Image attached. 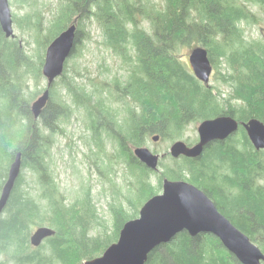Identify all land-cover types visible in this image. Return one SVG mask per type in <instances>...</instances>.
Returning a JSON list of instances; mask_svg holds the SVG:
<instances>
[{
    "label": "trees",
    "instance_id": "16d2710c",
    "mask_svg": "<svg viewBox=\"0 0 264 264\" xmlns=\"http://www.w3.org/2000/svg\"><path fill=\"white\" fill-rule=\"evenodd\" d=\"M28 1L17 0L22 8ZM58 1V12L46 27L38 8L32 15L12 16L19 30L35 35L36 56L24 54L20 40L6 38L0 27V191L17 153L22 163L0 216V264H81L100 256L117 241L123 224L138 217L142 204L159 194L163 178L185 180L202 190L264 254V150L253 147L242 126L227 140L210 143L197 158H171V165H166L163 154L158 176L132 152L146 147L150 136L175 142L189 123L218 116L264 124V43L247 40L242 29V24L258 23L260 17L253 9L264 15V0ZM85 19L97 25L103 45L126 67L114 98L122 103L126 117L119 121L118 111L109 105L113 102L68 78L65 63L63 75L49 90L46 107L34 120L29 105L46 87L41 85L46 47L76 21L73 57ZM142 21L147 22V30ZM191 43L206 49L217 70L216 81L230 89L226 98H221V89L198 81L179 58L180 47ZM30 85L34 90L27 94ZM78 110L89 120L95 155L102 156V171L108 169L104 177L113 185L109 173L115 175L114 165L119 162L129 176L127 192L132 195L123 194L122 200L110 205V233L96 231L101 224L88 194L66 202L50 170L56 122L68 124ZM102 130L118 144L114 154L105 151ZM154 175L157 185L152 184ZM38 227H48L54 234L33 247L30 237ZM145 264L241 263L212 234L190 237L182 232L151 251Z\"/></svg>",
    "mask_w": 264,
    "mask_h": 264
},
{
    "label": "water",
    "instance_id": "95a60500",
    "mask_svg": "<svg viewBox=\"0 0 264 264\" xmlns=\"http://www.w3.org/2000/svg\"><path fill=\"white\" fill-rule=\"evenodd\" d=\"M0 27L6 38L15 37L9 0H0ZM76 36L77 25L74 21L47 47L42 67L47 85L42 95L30 106L34 120L39 118L46 107L53 83L63 75ZM188 62L194 77L208 86L213 67L206 49L194 47L188 55ZM239 126H242L256 150H264L262 122L257 119H250L246 123L238 122L231 116L223 115L200 122L197 127L198 141L189 146L182 140H177L170 146L169 155L173 159L197 158L210 143L233 136ZM157 140L158 136L153 137V141ZM132 152L146 168L158 171L161 155L153 153L147 147L134 148ZM21 168V155L17 153L0 191V216L20 176ZM182 232L190 237L203 233L212 234L241 264H264V254L259 247L222 215L202 190L185 180L173 181L167 178L162 179L161 192L142 204L138 217L123 224L117 241L110 244L100 256L81 264H145L151 251L170 242ZM53 234L54 231L48 227H38L32 232L30 243L33 247H38Z\"/></svg>",
    "mask_w": 264,
    "mask_h": 264
},
{
    "label": "rangeland",
    "instance_id": "374dc122",
    "mask_svg": "<svg viewBox=\"0 0 264 264\" xmlns=\"http://www.w3.org/2000/svg\"><path fill=\"white\" fill-rule=\"evenodd\" d=\"M152 1L158 2L159 0ZM9 6L13 18L16 16L17 19L22 18L23 15L28 12L32 15L36 8L40 9L44 18L42 20L43 27H46L47 20L58 12L59 1L29 0L27 7L22 8V4L18 3L17 0H9ZM253 11L260 17V20L257 24L251 26L242 24L244 35L247 40L264 43V15L258 10L253 9ZM141 26L146 29L147 22L142 21ZM13 30L16 38L20 40L25 48L24 54L26 51L28 55L36 56L37 46L35 44V35L32 36L25 31L19 30L15 23H13ZM79 37L80 43L77 52L73 57L70 56L66 62V76L70 79L71 77L75 78L76 83L80 87H85L86 89L93 91L97 90L98 97H100L101 92L102 97H104L106 102H113L109 105L116 108L118 111V120L122 122V119L126 117V113L123 110L124 107L122 106V103L114 101V98H117L116 90L117 83H119L117 80L121 81L124 79L126 75V67L111 49H108L103 45L104 37L102 32L91 20L85 19ZM76 42L77 40L75 41V45ZM196 46L198 45L191 43L189 45H184L179 49V58L187 68H190L188 65V55ZM216 75L217 70L215 69L212 72L208 83L209 85L215 86L217 89H221L223 91L221 92V98H226L229 95L230 89L226 85H222L221 82H217ZM41 85L46 86V80L44 77ZM33 86L34 85H30L27 94L34 90ZM56 89L59 94L61 86L56 87ZM63 92L64 91H62V93ZM215 92L217 93V91ZM31 93L29 95L26 94V97L29 98ZM68 98L70 99V97ZM31 104L32 102L29 106H31ZM223 106L225 110H229L227 103H224ZM199 123L200 122L189 123L186 125L180 140L189 146L196 143L198 141L197 127ZM112 124L114 125L113 122ZM56 125L58 128L53 134L54 143L50 148V170L58 185L59 192L66 199V202L71 203H74L76 199H81L84 195L88 194L92 204L97 209V217L101 224V227L96 231L101 232L102 230H106L110 233L112 231L113 218L110 205L112 203L117 204L118 201L122 200L123 194L128 197L132 195L127 192L128 181L130 180L124 170V164L119 162L114 165V176L109 173V179L114 183L112 185L110 181L104 177V173L108 174V169L102 171L103 169L99 160L102 159V156L95 155L96 150L93 148L90 139L89 120L83 112L79 110L75 111L68 124L64 125V123L57 121ZM61 128L63 129V132H58ZM108 134L102 130L100 137L103 141L105 151L114 154L116 149H118V144H116V141ZM172 143L173 142L169 140L162 139L153 141L152 136H150L144 146L150 151L157 152L158 154H166L167 158L164 163L166 165H171L170 159L172 157L169 155V148ZM161 171L162 168H159V171L152 172L158 176ZM157 176L154 175L151 177L153 185H157ZM209 198L211 199V197ZM133 200L136 203L140 202V199L135 196H133ZM211 201L213 202L212 199ZM127 211L130 212L129 207H127ZM256 239L259 240L260 237H256Z\"/></svg>",
    "mask_w": 264,
    "mask_h": 264
},
{
    "label": "bare ground",
    "instance_id": "6f19581e",
    "mask_svg": "<svg viewBox=\"0 0 264 264\" xmlns=\"http://www.w3.org/2000/svg\"><path fill=\"white\" fill-rule=\"evenodd\" d=\"M12 21H13V20H12ZM13 32H14V30H13ZM4 36H5V35H4ZM56 37H57V36H56ZM56 37H55V38H56ZM55 38H54V39H55ZM11 39H12V38H11ZM54 39H53V40H54ZM53 40H52V41H53ZM52 41H51V42H52ZM51 42H50V43H51ZM49 45H50V44H49ZM49 45H48V46H49ZM48 46H47V47H48ZM47 47H46V49H47ZM46 49H45V52H46ZM72 51H73V50H72ZM44 59H45V53H44ZM43 63H44V62H43ZM42 67H43V65H42ZM41 73H42V69H41ZM42 76H43V75H42ZM43 77H44V76H43ZM44 79H45V78H44ZM45 80H46V79H45ZM46 85H47V81H46ZM45 89H46V87H45ZM44 91H45V90H44ZM44 91H43V92H44ZM43 92H42V93H43ZM42 93L40 94V96L42 95ZM40 96H39V97H40ZM37 98H38V97H37ZM37 98H36V99H37ZM36 99H35V100H36ZM35 100H34V101H35ZM247 122H248V121H247ZM248 238H249V237H248ZM221 244H222V243H221Z\"/></svg>",
    "mask_w": 264,
    "mask_h": 264
},
{
    "label": "flooded vegetation",
    "instance_id": "af4514ba",
    "mask_svg": "<svg viewBox=\"0 0 264 264\" xmlns=\"http://www.w3.org/2000/svg\"><path fill=\"white\" fill-rule=\"evenodd\" d=\"M77 35H78V33H77ZM200 46V45H199ZM197 47V46H196ZM188 65H189V62H188ZM190 66V65H189ZM188 69H190L191 70V67L190 68H188ZM192 71V70H191ZM212 74V73H211ZM227 116H229V115H227ZM232 137V136H231ZM228 139V138H227ZM226 139V140H227ZM225 141V140H224Z\"/></svg>",
    "mask_w": 264,
    "mask_h": 264
}]
</instances>
